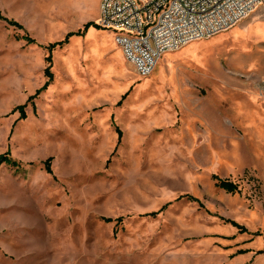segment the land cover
I'll use <instances>...</instances> for the list:
<instances>
[{
    "label": "rangeland",
    "instance_id": "rangeland-1",
    "mask_svg": "<svg viewBox=\"0 0 264 264\" xmlns=\"http://www.w3.org/2000/svg\"><path fill=\"white\" fill-rule=\"evenodd\" d=\"M101 2L0 0V264H264V0L146 78L92 26L30 102Z\"/></svg>",
    "mask_w": 264,
    "mask_h": 264
},
{
    "label": "built area",
    "instance_id": "built-area-1",
    "mask_svg": "<svg viewBox=\"0 0 264 264\" xmlns=\"http://www.w3.org/2000/svg\"><path fill=\"white\" fill-rule=\"evenodd\" d=\"M262 0H102L97 25L113 32L126 61L143 78L161 57L232 29Z\"/></svg>",
    "mask_w": 264,
    "mask_h": 264
},
{
    "label": "trees",
    "instance_id": "trees-1",
    "mask_svg": "<svg viewBox=\"0 0 264 264\" xmlns=\"http://www.w3.org/2000/svg\"><path fill=\"white\" fill-rule=\"evenodd\" d=\"M0 23H6L8 26H11V27H14V28H17V29H20V30L24 29L18 22L14 21V20H10L7 17H5L2 14L1 11H0ZM92 26H94L97 29H99L97 24L87 23L84 26L83 30H80V31H78L76 33H69V34H67V36L65 37L64 40L56 42V43H53V44H50V45H48L46 47V50L48 51V57H47L48 67L45 70V76L47 78V82L44 84V86L41 89H39L36 92L35 95H33V96H31L29 98L30 102L33 101L40 93H42L43 91L47 90V88L51 84V81L53 80V74L51 72V69H52V53H53V51L56 48H58V47H60V48L63 47V45L67 44L72 37L85 35L87 33V31L89 30V28L92 27ZM22 40L26 41V43L28 45H31V44L35 43V40L32 37H30L28 34H25L24 36H22ZM26 107H27V104L18 106V107H16L14 109L15 112L18 111L20 113L21 119H25L26 118V112H25ZM118 134H119V142H120L122 134H121V132L119 130H118ZM51 161H52V159H48V161L46 162V169H47V171L49 173H51ZM2 165L10 166V167H19L20 163L17 162L16 160H14L11 157L10 152L8 151L5 154L0 155V166H2ZM213 178H214V180L217 181L216 186L218 188H220L221 190L225 191L226 193L232 194V195L236 194V193H240V189H239V186L237 184H235L233 182H230V181L221 180L217 176H214ZM185 197H187L191 201H195L194 198H192V197H190L188 195L185 196ZM182 198H183V196L180 197L178 200H180ZM168 205L169 204H167L165 207H163L159 212H154V213L147 214V215L155 217L161 211H163ZM108 221H111V220H108ZM226 223H229L233 227L237 228L240 231V233H247V229L244 226H241L240 224H238L235 221L226 220ZM254 235L255 236H260L261 234L259 232H257ZM258 254H264V250L258 252Z\"/></svg>",
    "mask_w": 264,
    "mask_h": 264
},
{
    "label": "crops",
    "instance_id": "crops-1",
    "mask_svg": "<svg viewBox=\"0 0 264 264\" xmlns=\"http://www.w3.org/2000/svg\"><path fill=\"white\" fill-rule=\"evenodd\" d=\"M94 32V30H89V33H93Z\"/></svg>",
    "mask_w": 264,
    "mask_h": 264
}]
</instances>
